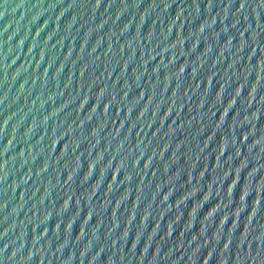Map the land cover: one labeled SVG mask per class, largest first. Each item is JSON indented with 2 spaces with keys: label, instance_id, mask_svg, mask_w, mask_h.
I'll list each match as a JSON object with an SVG mask.
<instances>
[{
  "label": "water",
  "instance_id": "water-1",
  "mask_svg": "<svg viewBox=\"0 0 264 264\" xmlns=\"http://www.w3.org/2000/svg\"><path fill=\"white\" fill-rule=\"evenodd\" d=\"M0 264H264V0H0Z\"/></svg>",
  "mask_w": 264,
  "mask_h": 264
}]
</instances>
